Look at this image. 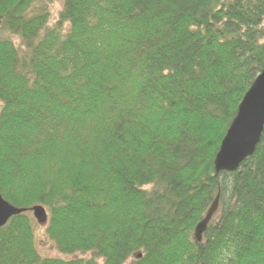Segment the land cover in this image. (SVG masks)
<instances>
[{"label": "trees", "instance_id": "16d2710c", "mask_svg": "<svg viewBox=\"0 0 264 264\" xmlns=\"http://www.w3.org/2000/svg\"><path fill=\"white\" fill-rule=\"evenodd\" d=\"M62 1L51 24L52 0H0V194L48 211L56 254L24 213L0 264H264V133L214 167L264 70V0Z\"/></svg>", "mask_w": 264, "mask_h": 264}, {"label": "water", "instance_id": "95a60500", "mask_svg": "<svg viewBox=\"0 0 264 264\" xmlns=\"http://www.w3.org/2000/svg\"><path fill=\"white\" fill-rule=\"evenodd\" d=\"M263 133L264 70L256 78L238 107L237 115L228 129L215 158V173L221 174L237 171L248 158L255 154ZM219 198L217 196L206 217L195 228L193 234L195 241L202 242L203 235L206 233L213 216L218 211ZM27 211L33 214L38 224H47L49 215L44 207L35 206L30 210L18 209L5 201L0 194V228L6 226L13 217ZM139 258H141V255Z\"/></svg>", "mask_w": 264, "mask_h": 264}, {"label": "rangeland", "instance_id": "374dc122", "mask_svg": "<svg viewBox=\"0 0 264 264\" xmlns=\"http://www.w3.org/2000/svg\"><path fill=\"white\" fill-rule=\"evenodd\" d=\"M49 7L52 13V18L50 20V23L53 24L56 22L60 11L63 9V1L52 0V3H49ZM44 232H45V227L39 226L37 224L36 237H37L39 253L43 257H55L56 254L54 252V248H51V246L47 243L44 237ZM99 264H102V262H100ZM126 264H130V261L127 262Z\"/></svg>", "mask_w": 264, "mask_h": 264}, {"label": "bare ground", "instance_id": "6f19581e", "mask_svg": "<svg viewBox=\"0 0 264 264\" xmlns=\"http://www.w3.org/2000/svg\"><path fill=\"white\" fill-rule=\"evenodd\" d=\"M1 24H2V21H1ZM1 29V28H0ZM5 227V226H4ZM3 228V227H2ZM2 228H0V229H2ZM195 230V229H194ZM207 231H208V229H207ZM207 231H206V233H207ZM205 233V234H206ZM193 234H194V231H193ZM205 234L203 235V238H204V236H205Z\"/></svg>", "mask_w": 264, "mask_h": 264}]
</instances>
